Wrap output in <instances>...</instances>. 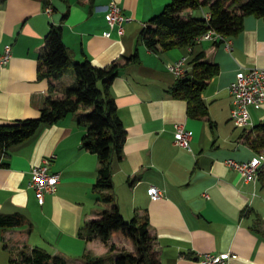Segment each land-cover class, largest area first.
<instances>
[{
    "label": "crops",
    "instance_id": "1",
    "mask_svg": "<svg viewBox=\"0 0 264 264\" xmlns=\"http://www.w3.org/2000/svg\"><path fill=\"white\" fill-rule=\"evenodd\" d=\"M170 2L8 0L0 6V50L11 46L13 51L10 65L0 70V125L41 116L49 82L39 80V65L46 38L56 25L63 28L64 42L77 61L89 59L101 68L125 66L110 93L128 133L124 156L114 162L113 204L99 201L94 191L100 162L83 146L89 130L81 124L84 113L42 126L34 137L0 156V213L21 214L31 224L0 230V264H26L24 255L36 248L68 264H85L86 254L113 264L118 251L111 254L110 245L119 248L127 239L113 236L108 246L98 239L87 241L81 232L114 206L128 222L149 217L162 264H201V254L226 252L233 255V264H264V170L255 184L225 164L264 154L251 145L254 131L234 125L230 91L242 70L264 69V18H245L243 31L231 37L232 53L212 42L153 52L144 43L143 32ZM115 3L134 18L122 36L110 30L106 19ZM49 6L52 16L45 12ZM201 53L220 73L203 92L209 115L193 119L188 102L171 93L178 79L168 66L188 57L191 73L189 63ZM134 56L138 61L128 64ZM251 116L255 127L264 124V106H253ZM178 124L193 131L192 152L175 144ZM52 156L56 157L52 172L61 176V182L41 205L29 186L31 173ZM152 186L164 192L163 199L152 200Z\"/></svg>",
    "mask_w": 264,
    "mask_h": 264
},
{
    "label": "trees",
    "instance_id": "2",
    "mask_svg": "<svg viewBox=\"0 0 264 264\" xmlns=\"http://www.w3.org/2000/svg\"><path fill=\"white\" fill-rule=\"evenodd\" d=\"M7 1L0 0V6ZM198 13H203V16H198ZM206 13L211 14L210 22L205 19ZM248 16L264 18V0H171L163 12L150 21L143 32V39L153 52L194 48L197 39L211 29L230 37L240 34ZM127 61L128 64L136 62L138 56ZM189 64L193 66L192 72L178 79L171 93L174 98L188 102L190 118L203 119L209 115L203 92L220 69L206 62L203 53ZM124 68L116 63L101 68L89 59L77 61L64 42L63 28L52 25L39 65V80L49 82V96L38 119L0 125V156L6 155L12 146L34 137L42 126L55 125L71 114L84 113L81 124L89 126V130L83 146L96 154L100 162L94 191L99 201L115 203L114 162L124 156L128 133L110 89ZM254 132V138L249 139L252 147L256 151H264V124L257 126ZM26 226L31 224L25 216L0 213V230ZM149 226V217H135L128 222L120 208L114 206L105 211L100 220L87 224L81 237L87 241L102 240L108 246L113 236L120 235L130 240L135 252L119 251L113 264H162ZM116 250V245H110L111 254ZM23 261L26 264H68L63 258L53 257L42 248H36L30 255L25 254ZM83 261L85 264H108L104 258L91 254H86Z\"/></svg>",
    "mask_w": 264,
    "mask_h": 264
},
{
    "label": "built area",
    "instance_id": "3",
    "mask_svg": "<svg viewBox=\"0 0 264 264\" xmlns=\"http://www.w3.org/2000/svg\"><path fill=\"white\" fill-rule=\"evenodd\" d=\"M48 16H52V7L45 10ZM106 19L110 30L125 34V26L134 21V18L127 16L124 10L117 3L113 4L107 11ZM205 19L211 21V14L206 13ZM107 33L106 36H110ZM204 42H212L214 44L224 45L229 53L234 50V41L230 36L222 34L216 30H209L208 33L197 39V44ZM13 59V51L11 46H7L4 50H0V70L10 65ZM188 57H183L177 62L170 64L168 69L177 79L183 78L187 74ZM231 94L234 98L231 118L237 128L254 131L255 124L251 116V108L253 106H264V69L255 67L242 70L238 73L236 81L231 85ZM194 133L188 130L183 124L176 125L175 144L189 152L193 151L192 141ZM55 156L44 160L41 166H37L32 170L30 188L35 191L39 203L45 204L47 194H53L57 191L61 182V176L52 172V166ZM225 164L232 170L238 172L245 178L246 182L257 184L260 180L262 171L264 170V154L259 155L248 162H238L229 159ZM153 201H159L164 198V192L158 187L152 186L150 189ZM2 242H0V248ZM233 255L231 252L222 254H201L199 261L201 264H233Z\"/></svg>",
    "mask_w": 264,
    "mask_h": 264
},
{
    "label": "rangeland",
    "instance_id": "4",
    "mask_svg": "<svg viewBox=\"0 0 264 264\" xmlns=\"http://www.w3.org/2000/svg\"><path fill=\"white\" fill-rule=\"evenodd\" d=\"M201 15L203 16V13H198V16H201ZM125 240H126V238H125ZM126 241H127L126 245H123V246L119 245L120 247L119 248L117 247L118 252L124 251V250H126L128 252L134 251V249H135L134 244H132V242L128 239Z\"/></svg>",
    "mask_w": 264,
    "mask_h": 264
}]
</instances>
